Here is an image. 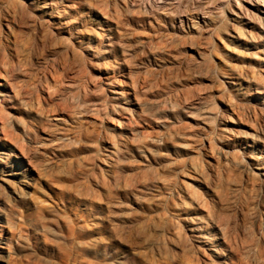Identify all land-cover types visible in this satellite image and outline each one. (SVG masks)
Masks as SVG:
<instances>
[{"label": "rangeland", "instance_id": "374dc122", "mask_svg": "<svg viewBox=\"0 0 264 264\" xmlns=\"http://www.w3.org/2000/svg\"><path fill=\"white\" fill-rule=\"evenodd\" d=\"M0 264H264V0H0Z\"/></svg>", "mask_w": 264, "mask_h": 264}, {"label": "bare ground", "instance_id": "6f19581e", "mask_svg": "<svg viewBox=\"0 0 264 264\" xmlns=\"http://www.w3.org/2000/svg\"><path fill=\"white\" fill-rule=\"evenodd\" d=\"M234 10V9H233ZM61 25V24H60ZM66 25V24H65ZM8 154V153H7ZM6 155V154H5ZM18 156V155H17ZM4 174V173H3Z\"/></svg>", "mask_w": 264, "mask_h": 264}]
</instances>
